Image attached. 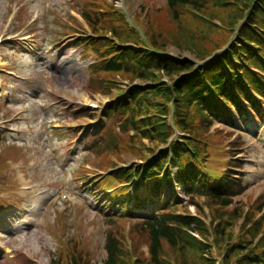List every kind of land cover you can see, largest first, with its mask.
<instances>
[{
  "label": "rangeland",
  "instance_id": "obj_1",
  "mask_svg": "<svg viewBox=\"0 0 264 264\" xmlns=\"http://www.w3.org/2000/svg\"><path fill=\"white\" fill-rule=\"evenodd\" d=\"M206 1L204 11L197 15L188 8L178 10L183 16L180 22H174L164 0H32L31 4V0H0V83L2 80L3 90L9 93L6 99L0 98V204L15 207L8 212L12 221L19 215L26 218L9 220L0 233V264H72L74 257L79 258L74 264H103L108 258L103 246L110 238L141 262L149 261L150 227L139 224V219L122 221L107 216L102 205L112 193L104 194L99 182H94L108 171L135 166L168 150L169 144L143 140L132 131L121 132L119 116L107 119V111L127 97L131 106L132 88L161 89L168 98L170 88L163 89L174 88L173 82L180 74L169 77L156 71L148 78H137L126 73H103L99 65L104 62L101 58H106L105 49L96 42L97 51L92 52L88 41L94 35L97 40V35L128 34L132 17L146 32L149 46L153 39L154 47L168 53L175 62L185 58L201 63L227 49L237 34L250 38L255 35L244 20L253 14V0ZM216 1L225 3L218 6ZM15 12L18 15L12 23L10 16ZM124 12L126 18L121 15ZM86 15L91 17L90 22H85ZM205 15L215 22L212 30L207 27L210 22ZM192 19L198 27H193ZM185 28L191 35L185 34ZM21 31L28 36L26 39L20 37L16 43L7 39L6 32L13 36ZM108 43L118 45L111 40ZM249 50L238 49L237 53L243 57ZM232 51L226 61L243 68ZM244 51L246 54L241 53ZM160 102L166 105L167 100ZM170 120L166 121L171 125ZM207 120H197L195 125L199 138L207 142L205 159L210 172L225 171L231 184L245 185L244 192L229 206L214 199L183 198L171 212L198 218L194 223L203 234L195 237L204 249L203 257H209H205L207 263L217 264L223 249L232 264L250 263L254 253L262 254L264 250V142L259 144L256 135V130H264V123L257 118L252 125L231 127ZM29 129H35L38 135L26 138L24 132ZM17 149L24 152L13 170H20L27 151L28 177L37 176L31 194L20 186L22 178L16 181L8 177L9 182L2 178L10 170L4 164L12 160ZM43 182L57 183V188L67 185L71 196L76 197L57 208L59 198L53 199L52 195L57 188L49 196ZM107 183L111 187L120 185L112 179ZM100 195L103 198L99 199ZM64 232L65 237L61 236ZM247 241L250 248L245 247ZM162 244V257L180 264L178 251L169 250L164 241ZM62 245L67 249L63 250ZM257 246L263 247L257 250Z\"/></svg>",
  "mask_w": 264,
  "mask_h": 264
},
{
  "label": "trees",
  "instance_id": "obj_2",
  "mask_svg": "<svg viewBox=\"0 0 264 264\" xmlns=\"http://www.w3.org/2000/svg\"><path fill=\"white\" fill-rule=\"evenodd\" d=\"M166 2L169 8L171 9L170 12H171V16H173L174 22H180L179 21L180 16H183L182 14H180L178 10H185V8L189 9L190 7L194 10L203 12L204 6L206 5V3H208V1L206 0H166ZM242 3H244V1ZM215 4H217L218 6H223L224 2L216 1ZM222 10H224V12L227 13V16L230 17L227 10L225 9ZM192 23L195 24L193 25V27H198V22L195 21V19L194 20L192 19ZM250 23L252 24V26L257 27L258 32L254 36L257 39H259L260 28H264V0H261V3L257 7L254 6L253 14L250 17ZM207 27L209 28V30L213 29V26L211 25ZM184 31L187 36L191 35L188 32L187 28H185ZM256 43H257V49L255 50V53H258L260 51L264 53V44L262 43V41L261 40L256 41ZM118 53L122 55L123 58L122 61L120 63L115 61L114 63L107 65L105 68L102 69V72L119 73L125 71L126 70L125 66H127L126 64H128L126 63L125 60L126 59L128 60L129 58L132 60V58H135V56L132 57V54L131 55L129 53L126 54V52L123 51H120ZM255 53L250 52L249 55L256 64L258 62V56ZM145 57L152 58L147 53L145 54ZM131 64L133 65L134 63ZM137 64L139 67H141L144 70V71H140V73H146L147 75L150 74V70L153 69L154 71H160L167 74L169 77H172L175 74H179L180 72L183 71L187 72L191 69V65L189 63H186L181 67L177 64L172 65V63L169 61L157 60L150 62L147 66L142 65L141 63H137ZM257 67L260 68L262 71H264V64L262 65L257 64ZM241 71H243L244 74H240L233 70L230 73L231 75H228L227 73L219 72L216 70V73L218 74L216 77L210 79L211 81L210 89L203 88L200 82L197 83L195 81L187 80L180 83L177 89L178 96L180 99V106L178 110L179 112L177 115V121H178L177 124L183 133L191 134V137L196 139L195 136H192L194 133H198L194 125L196 120L205 119L206 122H208L207 119H210L209 117L206 116L204 111H207L210 114V117H214V118L222 117L226 119V121H230L229 109L226 105H229V107L236 109L239 114H243L244 109L241 107L242 102L240 101V98L244 102H251L250 92L247 86L242 81L244 77L245 79L249 80L248 81L249 87L257 91L259 94H261L264 99V86L255 77L251 76V74H249L247 69H241ZM140 77L148 78L147 76L144 75H141ZM213 92H216V94L220 96V100H217V98L213 95ZM140 94H141L140 90H135L132 97L133 100H131V102H134L136 104L135 105L136 107L141 99ZM146 101L148 103V100ZM193 103H194V107H193ZM201 106L203 107L204 111L201 109ZM189 107H193V111H192L193 113L189 111ZM128 108L126 107V109L124 108L118 109L117 111L113 110L112 112L113 113L116 112L115 115L118 114V116L121 118L123 117L122 113L123 112L126 113ZM138 108L140 109V105L138 106ZM253 108L258 109V107H255V105H253ZM113 113L111 114V116H114ZM161 113L162 114H160V116H156L151 120L148 119V117L142 119L144 121L141 124L144 125L143 127H146L145 130L149 131L148 127L152 128L151 132L149 133V136L146 137L152 138L153 132H155L158 127H160L163 128L165 132L162 133L161 132L162 129H160V131L158 132L159 136L160 137L164 136L165 139L169 138L171 131L169 128L164 127L165 123H163L164 122L163 118L164 116L167 115L168 110L165 109ZM141 115L142 114L138 116L140 117ZM127 120L128 117L126 121ZM129 125L134 126L133 121L130 120L128 122L121 123V127H123V129L125 128V126L129 128ZM182 152L187 155L185 150H182ZM178 156L179 155H176L175 158L177 161H180ZM192 162H196V160H193ZM180 169H181L180 174L184 178L188 179L189 173L184 172L187 170L182 168ZM229 188L230 187H227L223 191L221 190L219 192L214 191V193H212V196L227 205L229 203V196L231 197L233 196V194L236 193L233 192L232 190L230 191ZM188 189H191L190 190L191 192H195L194 187L192 188L188 187ZM173 221H175V218L173 216L161 214L159 217L155 216L152 222L151 221L146 222V224H148V226H150L151 228V238H152L151 249H152V254L155 256L153 257L154 262L157 264H161L158 261V254L161 249L162 240H166L173 249H176V251H178L180 264H200L198 262H201L202 264H209L207 263V261L204 260V258H202L201 248L199 246H197L193 242L186 241V238L181 231L174 230L168 226V223ZM185 225L190 226V223L188 224L186 223ZM110 239L111 240L107 242V249L110 255L106 264H117L116 252L119 251V247L114 239L112 238ZM234 250H239V248ZM228 264H232V261L229 260ZM239 264H259V263L257 258L252 257L250 263L246 262Z\"/></svg>",
  "mask_w": 264,
  "mask_h": 264
},
{
  "label": "bare ground",
  "instance_id": "obj_3",
  "mask_svg": "<svg viewBox=\"0 0 264 264\" xmlns=\"http://www.w3.org/2000/svg\"><path fill=\"white\" fill-rule=\"evenodd\" d=\"M26 191H28V189L26 188Z\"/></svg>",
  "mask_w": 264,
  "mask_h": 264
}]
</instances>
